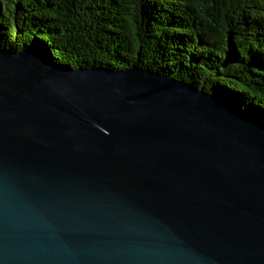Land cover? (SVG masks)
Returning a JSON list of instances; mask_svg holds the SVG:
<instances>
[{"label": "water", "instance_id": "obj_1", "mask_svg": "<svg viewBox=\"0 0 264 264\" xmlns=\"http://www.w3.org/2000/svg\"><path fill=\"white\" fill-rule=\"evenodd\" d=\"M0 264H264V127L147 69L0 48Z\"/></svg>", "mask_w": 264, "mask_h": 264}, {"label": "trees", "instance_id": "obj_2", "mask_svg": "<svg viewBox=\"0 0 264 264\" xmlns=\"http://www.w3.org/2000/svg\"><path fill=\"white\" fill-rule=\"evenodd\" d=\"M0 48L72 70L147 69L264 127V0H0Z\"/></svg>", "mask_w": 264, "mask_h": 264}]
</instances>
